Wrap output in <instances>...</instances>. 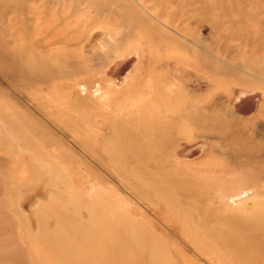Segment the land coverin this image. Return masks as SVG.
Instances as JSON below:
<instances>
[{"label":"rangeland","instance_id":"rangeland-1","mask_svg":"<svg viewBox=\"0 0 264 264\" xmlns=\"http://www.w3.org/2000/svg\"><path fill=\"white\" fill-rule=\"evenodd\" d=\"M130 51L174 96L109 85ZM234 87L264 96V0H0V264H264Z\"/></svg>","mask_w":264,"mask_h":264},{"label":"bare ground","instance_id":"bare-ground-1","mask_svg":"<svg viewBox=\"0 0 264 264\" xmlns=\"http://www.w3.org/2000/svg\"><path fill=\"white\" fill-rule=\"evenodd\" d=\"M149 64L144 62L136 52H128L122 59L112 63L107 74L109 85L120 90L150 89L162 97L174 96V86L167 80L161 79L156 84L152 83L153 71ZM254 92L238 87L232 88V99L230 108H228L231 118L241 119L252 123V125H261L264 122V96L258 91ZM209 147L202 138L196 139L193 143L187 139L183 140L178 143V147L174 151V159L181 163L199 164V162L206 160L205 158L210 154L211 149Z\"/></svg>","mask_w":264,"mask_h":264}]
</instances>
